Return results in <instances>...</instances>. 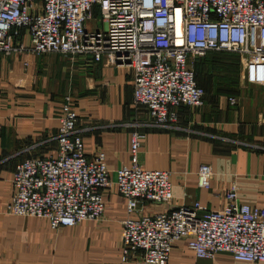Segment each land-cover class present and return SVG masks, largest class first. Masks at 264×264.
I'll use <instances>...</instances> for the list:
<instances>
[{
	"label": "built area",
	"instance_id": "1",
	"mask_svg": "<svg viewBox=\"0 0 264 264\" xmlns=\"http://www.w3.org/2000/svg\"><path fill=\"white\" fill-rule=\"evenodd\" d=\"M92 21L95 26L87 28ZM22 32L27 45L20 42ZM210 52L237 55L241 72L264 70V0H0V56H88L130 68L132 104L158 127L175 124L181 108L203 106L205 93L193 65ZM77 120L66 96L58 115L57 154L16 165L7 214L44 220L51 230L95 222L106 208L103 191L113 184L126 213L118 264L132 258L168 264L179 242L196 259L227 254L233 264H264V209L240 204L231 189L219 210L205 211L195 202L140 215L145 204L172 201L170 173L140 167L143 136L133 132L130 164L117 169L111 182L105 155L86 156ZM196 176L199 188L208 189L210 167L200 165Z\"/></svg>",
	"mask_w": 264,
	"mask_h": 264
},
{
	"label": "crops",
	"instance_id": "2",
	"mask_svg": "<svg viewBox=\"0 0 264 264\" xmlns=\"http://www.w3.org/2000/svg\"><path fill=\"white\" fill-rule=\"evenodd\" d=\"M98 17L97 8L93 11ZM95 22L86 24L87 28ZM101 28V24H97ZM20 42L28 44L22 32ZM53 55L58 56L56 58ZM64 55L0 56V264H118L125 200L112 185L103 191L106 208L98 221L51 230L44 220L5 212L17 164L36 157H55L58 115L69 95L66 74L75 77L76 131L86 156L105 155L109 178L130 164L133 132L143 136L138 163L146 170L170 173L169 204H145L140 215H155L200 203L205 211L225 205L235 189L238 202L264 209V70L238 71L232 94L220 93L209 70L210 58L199 60L198 82L205 89L200 108H181L170 127H158L146 114L132 111V71L110 67L88 56L68 63ZM26 63V67L24 66ZM212 85H210V81ZM212 87V88H210ZM228 99H235L230 104ZM136 122L137 126H132ZM143 124V125H141ZM211 170L208 189L199 188L200 165ZM184 242L176 243L168 264H233L220 254L213 260L193 258ZM125 264H141L136 258Z\"/></svg>",
	"mask_w": 264,
	"mask_h": 264
},
{
	"label": "trees",
	"instance_id": "3",
	"mask_svg": "<svg viewBox=\"0 0 264 264\" xmlns=\"http://www.w3.org/2000/svg\"><path fill=\"white\" fill-rule=\"evenodd\" d=\"M206 56L210 58V68L207 72L214 77L217 91L220 93L232 94L237 83L239 57L230 53L217 54L216 52L207 53L204 57ZM198 63L197 61L195 79L197 85L201 88L198 83V75L203 72V69L201 70V68H199Z\"/></svg>",
	"mask_w": 264,
	"mask_h": 264
},
{
	"label": "rangeland",
	"instance_id": "4",
	"mask_svg": "<svg viewBox=\"0 0 264 264\" xmlns=\"http://www.w3.org/2000/svg\"><path fill=\"white\" fill-rule=\"evenodd\" d=\"M93 15H94V13H93ZM217 54H220V53H217ZM222 54H226V53H222ZM52 57H54V58H56V59H58L57 57L58 56H56V55H53ZM79 57H75V58H72V57H65V60L70 64V63H75L76 61H74V60H77ZM203 58H205V57H199V58H196V60L194 59V65H193V70H194V72H195V74H196V63H197V61H199V60H203ZM106 65V64H105ZM107 66H110V65H107ZM110 67H114V66H110ZM127 69H130V68H127ZM240 70V64H239V61H238V71ZM74 81H75V77L72 75H70V73L68 72L67 74H66V85H68V88L70 89L69 90V95H70V97H75V93H73L72 91L73 90H75L74 89V87H73V85L71 86V84H74ZM210 81V80H209ZM199 83V82H198ZM215 82H213V84H214ZM210 85H212V82L210 81ZM200 86H201V84H200ZM201 88L205 91V89L203 88V86H201ZM210 88H212V87H210ZM74 103V102H73ZM132 111H133V113H137L139 116H141L142 118H146L145 116H144V111L142 110V109H140V108H136V107H134L133 105H132ZM75 112H76V110H75ZM141 125H143V124H141ZM132 126H137V124H136V122H134V124L132 125ZM111 181V180H110ZM112 182V181H111ZM113 185V184H112ZM111 185V186H112ZM191 253V255L193 256V258H195L194 257V255H193V253L192 252H190Z\"/></svg>",
	"mask_w": 264,
	"mask_h": 264
}]
</instances>
